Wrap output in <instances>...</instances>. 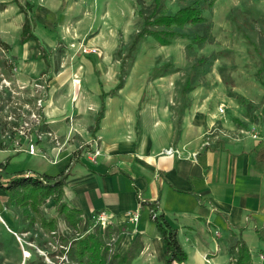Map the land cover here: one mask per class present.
Instances as JSON below:
<instances>
[{"label":"rangeland","instance_id":"obj_1","mask_svg":"<svg viewBox=\"0 0 264 264\" xmlns=\"http://www.w3.org/2000/svg\"><path fill=\"white\" fill-rule=\"evenodd\" d=\"M18 1L33 6L34 33L48 51L49 62L39 58L35 43L30 41L38 55L26 58L36 71L25 82L41 74L50 78L48 86L51 84L52 89H56L58 82L71 88L73 80L79 82L80 114L64 130H57L63 136L59 139L62 149L70 151V161L90 159L87 153L100 148V133H91L98 110L93 104L97 98L95 87L110 91L120 77L123 91L106 98L105 103L113 101L118 118L114 139L121 138L124 142L125 137H131L134 152L145 149L155 153L168 146L176 147L185 115L190 110L205 111L206 117L214 114V125L205 134L204 142L221 143L224 147L248 139L255 141L253 135L264 137V0H215L211 6L210 0H163L158 14L171 15L196 5L204 22L174 28L181 36L169 46H159L147 37L130 56L127 50L141 27L140 15L152 12V0ZM22 23L23 15L18 13L17 5L12 0H0V55L17 50ZM195 37H202L203 42L193 43ZM20 47L26 50L28 44ZM90 49L96 52L83 53ZM14 58L12 66L18 68L20 64ZM3 68L9 67L4 64ZM63 70L74 75L64 72L57 76ZM188 80L190 88L183 92ZM70 96L66 87L57 89L53 102L60 106V99L64 104ZM140 98L137 108L135 101ZM39 158L25 154L11 157L8 166L0 167L1 182H6L7 176L14 175L16 170H37L33 164ZM59 166L51 167L48 172ZM6 199L0 194V264H79L67 258L58 237L71 241L95 230L110 248L106 264H116L110 255L118 253L115 244L122 227L112 225L102 231L96 218L88 221L81 218L79 228L72 230L58 218L56 235H50L26 218L32 216L38 222L37 216L7 205ZM40 215L46 219L56 217L50 200L40 208ZM190 234L185 232L186 242L200 240L210 247L206 258L200 253L192 255L195 264L233 263L231 246L236 236L206 231L204 235ZM133 240L135 257L130 264H155L149 254L141 257L140 241L135 237ZM251 260L253 264H264V251L253 252Z\"/></svg>","mask_w":264,"mask_h":264},{"label":"crops","instance_id":"obj_2","mask_svg":"<svg viewBox=\"0 0 264 264\" xmlns=\"http://www.w3.org/2000/svg\"><path fill=\"white\" fill-rule=\"evenodd\" d=\"M2 41L9 44L8 41ZM27 44L26 50L17 44L16 51L6 54L11 59L15 57V63L20 64L18 68L21 72L15 77L20 83H24L28 77H34L31 73L36 71L35 65L28 63L27 59L32 58V54L38 55V52L31 47L33 42ZM3 66L0 55V67ZM42 70L41 68L40 71ZM64 72L69 71L63 70L57 76ZM69 74L74 75L72 71ZM73 82L72 88L69 84L61 86L59 82L56 89L49 85L44 108L48 125L44 130L54 132L59 139L62 135L57 132L68 127L70 121H74L73 118H78L80 114L77 100L79 82ZM65 87L71 98L64 104H61L63 101L60 99V106H55L53 94L57 89ZM123 88L122 86L119 91L122 92ZM95 90L97 98L93 104L99 110V95L101 92H109V89L100 91L95 87ZM140 103L141 98L135 101L137 108ZM113 105L111 100L105 103L103 118L97 130L96 116L94 118L91 133L99 132L102 140L98 156H91L85 161H70V151L63 148L58 153L56 165H52L43 156L51 159L56 151L53 150V144L46 140L37 146V156L40 158L33 165L38 169L25 172L16 170L13 174L31 172L55 177L68 171L63 188V202L82 212L80 220L83 218L88 221L104 212L110 218L106 229L112 225L122 227L123 231L115 244L119 255H124L136 244L133 240L135 237L140 241L141 257L149 254L155 264H162L163 243L150 219L152 207L176 230L178 242L187 254L185 262L195 264L191 259L195 253L206 258V252L210 248L200 240L186 242V231L193 236L204 235L205 231L230 233L237 237L231 250L240 241L246 245L250 256L253 252L264 251V137L224 147L221 143L204 142L205 134L214 125V114L206 117L205 111L190 110L185 115L176 147L168 146L155 153L145 149L134 152L131 137H125L124 142L120 141L121 138L114 139L118 118ZM168 148L177 149L179 156L162 155ZM25 155L29 158L37 157ZM13 156L15 155L0 152V167L8 166L11 162L9 159ZM53 166L59 167L54 172H48ZM0 194L6 196L1 191ZM49 200L55 210L53 201ZM126 213H138V221L132 222L126 217ZM105 228L101 227V230L104 231ZM119 241L120 244L117 243Z\"/></svg>","mask_w":264,"mask_h":264},{"label":"trees","instance_id":"obj_3","mask_svg":"<svg viewBox=\"0 0 264 264\" xmlns=\"http://www.w3.org/2000/svg\"><path fill=\"white\" fill-rule=\"evenodd\" d=\"M163 0H152V12L149 15H140L142 19L141 27L134 35L127 50V56H130L139 43L149 37L154 40L159 46L165 47L171 44V41L180 37L174 28H183L186 25H198L204 22L201 10L196 5H189L179 9L174 14H158ZM215 0H210L209 6ZM17 5L18 13L23 15V23L20 31L18 45L33 41L35 48L39 52V58L45 63L48 62V51L45 50L43 44L35 36V16L33 6L29 3L21 4L18 0H12ZM197 44L203 42L202 37H195L192 41ZM123 86V80L120 77L116 86L109 92H101L99 95L100 107L95 118V130H97L100 121L103 118L105 110V99L108 96L114 95ZM189 80L184 84L182 91L189 90ZM68 176L61 172L55 177L48 175L34 174L26 176L22 173L9 178L6 182L0 180V191L6 195V204L12 205L17 209L27 213L30 211L39 218L38 222L34 217H26L30 223H38L40 228L50 235H56L58 218H62L66 225L72 230H77L80 225V217L82 212L78 209L70 208L63 202V188ZM51 199L55 206L56 217L46 219L40 215V208ZM154 211L156 208L152 207ZM157 213V211H156ZM156 231L163 243V262L162 264H182L187 259V254L182 249L177 239V232L164 219L163 215L156 214L152 220ZM67 258L71 261H76L79 264H106L109 256L110 248L101 240V235L98 230L89 233L85 236H78L74 240H69L67 237H58ZM135 246V245H134ZM133 245L124 254L119 255L113 253L110 255V260L116 264H130L134 259ZM234 262L233 264H252L251 256L248 248L243 242H237L233 248Z\"/></svg>","mask_w":264,"mask_h":264},{"label":"built area","instance_id":"obj_4","mask_svg":"<svg viewBox=\"0 0 264 264\" xmlns=\"http://www.w3.org/2000/svg\"><path fill=\"white\" fill-rule=\"evenodd\" d=\"M96 50H84L83 53L94 54ZM3 63L9 68L0 67V152L7 154H27L37 156L39 154L38 144L48 140L53 144L56 154L50 159L43 156L50 164L56 165L58 153L62 149V144L54 132L44 130L47 122L45 120V104L48 99V80L46 74H41L37 78H30L24 83L15 80L21 72L19 68L12 66V59L6 54H2ZM9 75H8V74ZM48 79V80H47ZM30 92L27 93V90ZM222 113V110H220ZM253 139H258L253 135ZM91 156H98L99 150L87 153ZM164 156H179V151L174 148L165 149ZM26 176H32L29 174ZM156 211L150 209V219L156 217ZM138 213H126V217L132 222L138 221ZM96 223L105 228L110 218L101 212L95 215Z\"/></svg>","mask_w":264,"mask_h":264},{"label":"bare ground","instance_id":"obj_5","mask_svg":"<svg viewBox=\"0 0 264 264\" xmlns=\"http://www.w3.org/2000/svg\"><path fill=\"white\" fill-rule=\"evenodd\" d=\"M25 258H27V253L25 254V256H24Z\"/></svg>","mask_w":264,"mask_h":264}]
</instances>
